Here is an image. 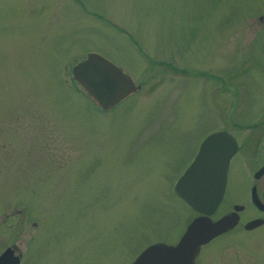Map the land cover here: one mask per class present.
Returning <instances> with one entry per match:
<instances>
[{"label":"rangeland","instance_id":"obj_1","mask_svg":"<svg viewBox=\"0 0 264 264\" xmlns=\"http://www.w3.org/2000/svg\"><path fill=\"white\" fill-rule=\"evenodd\" d=\"M262 6L0 0V254L13 248L19 264H127L137 241L117 236L104 256L85 227H158L166 237L168 227H183L188 207L174 185L224 116L212 75L234 44L256 45L253 19L237 17ZM91 52L141 89L100 109L71 73ZM225 96L228 113L232 95ZM262 160L264 152L238 154L231 194L249 191Z\"/></svg>","mask_w":264,"mask_h":264},{"label":"flooded vegetation","instance_id":"obj_2","mask_svg":"<svg viewBox=\"0 0 264 264\" xmlns=\"http://www.w3.org/2000/svg\"><path fill=\"white\" fill-rule=\"evenodd\" d=\"M252 12L254 16L237 18L253 19L248 29L253 35L251 39L256 40V45L250 42L249 46H254L244 49L241 45L239 48L234 44L226 50L223 63L211 79L215 80V85L221 89L223 110L221 117L224 115L221 128L215 132L228 133L237 145L236 153L229 162L225 190L219 204L209 214L200 212L186 203L175 191L178 199L188 207L187 216L180 218V225L182 220H185L183 227H168L171 232L168 237L156 234L155 229L158 227H85L88 229V240L101 246L104 256L109 255L108 246L114 245L118 237L123 243L137 241L141 247L127 263L131 264L151 245L158 243L176 245L195 218H209L216 221L234 213L235 224L202 244L195 255L194 264H264V173L256 177L257 171L264 165V160L260 161L252 172L249 191L237 192L236 195L229 192L231 186L229 173L238 154L243 153L246 160H251L253 157L259 158L261 152H264V6L250 10L248 14ZM237 39L242 40L241 36ZM206 72L208 71H204V74L209 79ZM227 88H232V91L227 92ZM250 88L256 90L255 97H252ZM226 93L232 95L228 113ZM198 149L194 157L192 156L193 160ZM187 168V166L184 168L182 174ZM236 183L242 188L241 184L244 182L238 179ZM174 221H176L175 225H178L177 218ZM100 241H105V244ZM105 260L111 263L113 256L106 257Z\"/></svg>","mask_w":264,"mask_h":264},{"label":"water","instance_id":"obj_3","mask_svg":"<svg viewBox=\"0 0 264 264\" xmlns=\"http://www.w3.org/2000/svg\"><path fill=\"white\" fill-rule=\"evenodd\" d=\"M73 78L103 110L110 109L140 89L122 69L98 53H89L72 67ZM237 145L228 133L214 132L200 144L193 162L175 184L176 193L194 209L211 213L219 204L227 181V171ZM264 173V165L256 177ZM230 213L219 220L195 218L176 245L158 243L144 249L131 264H194L199 247L215 234L236 222ZM13 248L0 254V264H19Z\"/></svg>","mask_w":264,"mask_h":264}]
</instances>
